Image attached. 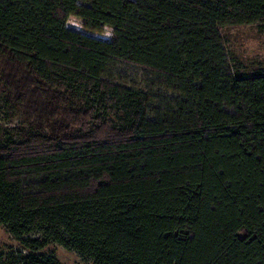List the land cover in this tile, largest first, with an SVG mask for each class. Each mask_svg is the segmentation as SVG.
Returning <instances> with one entry per match:
<instances>
[{"label": "trees", "instance_id": "obj_1", "mask_svg": "<svg viewBox=\"0 0 264 264\" xmlns=\"http://www.w3.org/2000/svg\"><path fill=\"white\" fill-rule=\"evenodd\" d=\"M247 25L264 0H0V67L23 63L77 130L5 129L20 249L0 264H61L54 242L95 264H264V68L233 70L222 34ZM113 64L156 75L168 106Z\"/></svg>", "mask_w": 264, "mask_h": 264}, {"label": "rangeland", "instance_id": "obj_2", "mask_svg": "<svg viewBox=\"0 0 264 264\" xmlns=\"http://www.w3.org/2000/svg\"><path fill=\"white\" fill-rule=\"evenodd\" d=\"M222 34L233 59V70L251 73L264 68V27L225 28ZM4 59L5 63L0 67V140L7 128L21 129L15 135L17 139L31 132L60 138L76 136L77 130L66 124L61 110L51 102V92L45 85L32 78L23 63L7 57ZM111 70L122 81L155 92L156 101L163 107L170 103L171 93L159 88L156 75L125 64H113ZM19 249L18 242L7 227L0 224V253L8 256L11 251ZM39 252L54 254L61 264H95L91 257H84L77 250L55 242Z\"/></svg>", "mask_w": 264, "mask_h": 264}]
</instances>
